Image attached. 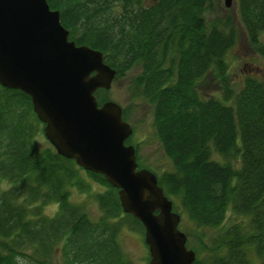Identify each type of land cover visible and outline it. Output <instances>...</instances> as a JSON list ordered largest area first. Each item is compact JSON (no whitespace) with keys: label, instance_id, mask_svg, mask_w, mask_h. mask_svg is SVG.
<instances>
[{"label":"trees","instance_id":"16d2710c","mask_svg":"<svg viewBox=\"0 0 264 264\" xmlns=\"http://www.w3.org/2000/svg\"><path fill=\"white\" fill-rule=\"evenodd\" d=\"M46 1L69 39L101 51L116 78L138 68L132 101L150 106L172 163L154 173L159 186L195 227L222 230L194 250L207 254L193 264H264V79L247 75L233 85L226 63L241 36L264 59V0H237L242 31L230 15L206 19L212 0ZM208 75L217 96L197 89ZM105 92H96L99 104ZM43 127L27 95L0 86V181L9 185L0 190V264H133L119 236L123 229L144 236L141 223L123 212L103 176L50 143L39 147ZM93 185L103 190L92 194ZM70 188L94 200L96 220L71 201ZM50 204L58 208L53 217L43 213Z\"/></svg>","mask_w":264,"mask_h":264},{"label":"water","instance_id":"95a60500","mask_svg":"<svg viewBox=\"0 0 264 264\" xmlns=\"http://www.w3.org/2000/svg\"><path fill=\"white\" fill-rule=\"evenodd\" d=\"M230 9L235 0H223ZM116 71L103 53L69 39L60 12L46 0H0V86L27 95L43 132L57 154L115 189L124 213L144 228L148 264H193L194 250L178 228L181 217L158 184L139 168L126 141L133 128L123 108L99 104L95 93L109 91Z\"/></svg>","mask_w":264,"mask_h":264},{"label":"rangeland","instance_id":"374dc122","mask_svg":"<svg viewBox=\"0 0 264 264\" xmlns=\"http://www.w3.org/2000/svg\"><path fill=\"white\" fill-rule=\"evenodd\" d=\"M149 3L154 0H147ZM212 11L207 12L205 17L209 19H224L230 15L235 18L236 26L242 31L241 25L237 20V0L234 1L233 6L228 9L224 5L223 0H212ZM262 41L264 42V35H262ZM227 62L229 65V72L233 85H241L246 76H255L259 79H264V59L259 57L246 41L244 36L238 39L236 46L227 54ZM138 73V68H133L128 71L124 76L116 78L109 91L103 93L108 101L119 104L127 112V119L125 120L133 127V134L130 137L128 145H132L137 148V164L139 168H146L147 170L161 175L164 172L172 170L171 161L166 158L162 152L158 139L155 135V131L152 124L151 108L148 104L141 100L132 101L131 88L132 81ZM212 75H208L205 79L201 80L197 84V89L202 97L209 95H219L218 84ZM36 143L39 147H45L50 145L44 134L40 135L36 139ZM82 177H86L82 171ZM88 182V181H87ZM6 182L0 181V190L8 188ZM103 188L98 185H93L92 194L102 191ZM71 201L79 206H82L87 214L96 220L100 211L94 200L87 194H81L77 189L70 188ZM57 205L50 204L44 208V215L53 217L57 212ZM174 211V210H173ZM181 217L179 223V230L187 236L186 246L190 250L201 249L203 245H209L210 242L222 231L221 229H208L197 228L195 225L187 220V217L183 214L182 208L177 203V209H175ZM233 220L230 216L226 222V225ZM120 245L126 254V256L133 262V264H148L146 259L149 257L148 247L144 242V236L139 229L138 231H129L123 229L119 236ZM207 252L198 253L200 259L206 258ZM197 255V254H196ZM253 264H261L256 258Z\"/></svg>","mask_w":264,"mask_h":264}]
</instances>
